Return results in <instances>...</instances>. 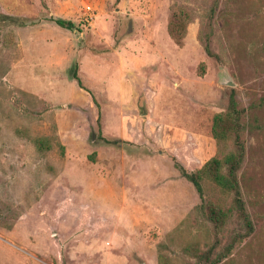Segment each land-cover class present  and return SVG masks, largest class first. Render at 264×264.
I'll return each instance as SVG.
<instances>
[{"label": "rangeland", "instance_id": "obj_1", "mask_svg": "<svg viewBox=\"0 0 264 264\" xmlns=\"http://www.w3.org/2000/svg\"><path fill=\"white\" fill-rule=\"evenodd\" d=\"M214 2L0 0V264H205L228 246L217 264H264V0ZM231 90L247 237L234 214L205 221L174 168L220 156L210 126ZM203 199L231 204L209 181Z\"/></svg>", "mask_w": 264, "mask_h": 264}, {"label": "trees", "instance_id": "obj_2", "mask_svg": "<svg viewBox=\"0 0 264 264\" xmlns=\"http://www.w3.org/2000/svg\"><path fill=\"white\" fill-rule=\"evenodd\" d=\"M119 0H114L118 2ZM215 0L214 5H216ZM52 21L62 28L69 31L75 30V24L68 19L53 18ZM186 20L183 14H179L178 19H171L168 24V36L175 44L180 45L183 34L186 30ZM262 50L264 51V38L262 40ZM205 52L209 57H217L206 45ZM203 73V70H202ZM202 75V74H201ZM76 73L72 74V80L80 87V82ZM247 110L239 104L235 98L234 90H231L229 102L225 110L215 113L210 126L212 138L220 145V156L213 157L205 162L202 166L193 170H186L184 166L175 161L174 168L181 177L186 178L192 183L198 196L201 199L199 209L205 221L214 225V228L220 227L225 223L228 215L234 214L246 228L247 237L253 231L252 221H250L247 209L242 197L240 176L238 171L242 168L246 157V146L244 141V130L246 129ZM106 143L118 144L119 140L110 141L104 138ZM228 147V148H227ZM209 181L219 189L221 193H227L231 197V204L228 208L223 207L220 202H204L203 199V182ZM238 236V241L242 239ZM196 251L195 248H193ZM230 252V246L226 247V252L217 254L213 259H209L210 250L199 255L197 258L206 261L205 264H217L223 257Z\"/></svg>", "mask_w": 264, "mask_h": 264}, {"label": "crops", "instance_id": "obj_3", "mask_svg": "<svg viewBox=\"0 0 264 264\" xmlns=\"http://www.w3.org/2000/svg\"><path fill=\"white\" fill-rule=\"evenodd\" d=\"M130 231H133V229H130ZM134 240H135V237L131 234L126 237L125 236L115 237L113 242L114 244H117V245L119 244V245H122V247L129 248V246H132L134 244ZM99 246H100V242L98 241V239L93 241L91 244L92 248L99 247Z\"/></svg>", "mask_w": 264, "mask_h": 264}, {"label": "water", "instance_id": "obj_4", "mask_svg": "<svg viewBox=\"0 0 264 264\" xmlns=\"http://www.w3.org/2000/svg\"><path fill=\"white\" fill-rule=\"evenodd\" d=\"M141 264H143V263H141Z\"/></svg>", "mask_w": 264, "mask_h": 264}]
</instances>
